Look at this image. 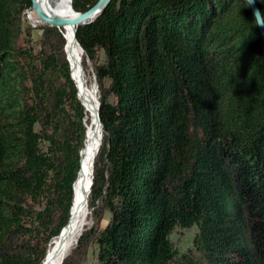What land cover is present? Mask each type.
I'll list each match as a JSON object with an SVG mask.
<instances>
[{
  "label": "trees",
  "instance_id": "obj_1",
  "mask_svg": "<svg viewBox=\"0 0 264 264\" xmlns=\"http://www.w3.org/2000/svg\"><path fill=\"white\" fill-rule=\"evenodd\" d=\"M31 6L0 0V264L44 263L85 145L65 40L49 27L36 49ZM76 39L103 126L90 205L109 215L77 248L93 241L98 264H264V52L248 3L112 0ZM193 228L181 250L172 235Z\"/></svg>",
  "mask_w": 264,
  "mask_h": 264
},
{
  "label": "bare ground",
  "instance_id": "obj_2",
  "mask_svg": "<svg viewBox=\"0 0 264 264\" xmlns=\"http://www.w3.org/2000/svg\"><path fill=\"white\" fill-rule=\"evenodd\" d=\"M46 10L60 17L72 18L75 15L72 0H44ZM27 18L31 23H42L37 16L28 11ZM65 39V52L71 67L72 78L78 88V97L85 111V145L81 153V167L74 184V199L70 219L61 234L55 238L48 250L43 264H63L73 250L87 226L90 216V187L93 179L95 161L102 144L103 130L97 117V88L89 86L83 66L85 53L75 39V27L59 28Z\"/></svg>",
  "mask_w": 264,
  "mask_h": 264
},
{
  "label": "rangeland",
  "instance_id": "obj_3",
  "mask_svg": "<svg viewBox=\"0 0 264 264\" xmlns=\"http://www.w3.org/2000/svg\"><path fill=\"white\" fill-rule=\"evenodd\" d=\"M27 13L28 12H26L25 14L23 28L24 29H26L27 27L32 28L31 39L33 40V44L35 45L36 49H40L41 42H42V35L44 31L50 26L44 23H40V24L31 23L27 18ZM57 31L61 33L62 37L65 40V45H66V39L62 31L60 29H58ZM63 51L67 57V54L65 52V47L63 48ZM83 66H84V69H85V72L88 78V84L90 87L94 86L97 88V94L99 98V87H98V84L94 76L93 67H92L91 62L85 56H84ZM108 219H109L108 213L102 212L101 218L98 221L96 218V213L93 212V208H91V205H90V216L88 218L85 231L89 230L93 226H98L99 228L103 227L106 224V221ZM195 233H196V228H193L190 230H180L172 235V240L181 250H185L186 248L192 245V239ZM77 246H78V242L73 248V250L70 252L69 256L64 261L65 264H98L97 247L93 241L90 240L86 244L80 245L79 248H77Z\"/></svg>",
  "mask_w": 264,
  "mask_h": 264
},
{
  "label": "water",
  "instance_id": "obj_4",
  "mask_svg": "<svg viewBox=\"0 0 264 264\" xmlns=\"http://www.w3.org/2000/svg\"><path fill=\"white\" fill-rule=\"evenodd\" d=\"M245 1L248 3L256 19V22H257V25L260 31V35L263 41V52H264V18H263L262 12L256 0H245ZM31 2H32V6L31 8L27 10V12L29 10L32 11L42 23L49 25L50 27H54L56 29H59L61 27H75L77 29V27L85 26V25L92 23L103 11H105V9L109 6L112 0H98L97 3L93 5V7H91L90 9H88L87 11L83 13L76 12L73 9L76 16L72 18L60 17L53 12L47 11L46 10L47 6L44 5V0H31ZM75 39H76V30H75ZM78 45L80 46L79 42H78ZM81 49L83 50L82 47ZM99 108H100V101H98L97 117L101 124L100 117H99ZM102 130H103V126H102ZM93 179H94V173H93ZM93 179L91 182L90 191L93 185ZM73 191H74V185H73ZM65 227L66 225L61 229L59 234H61L62 230Z\"/></svg>",
  "mask_w": 264,
  "mask_h": 264
}]
</instances>
